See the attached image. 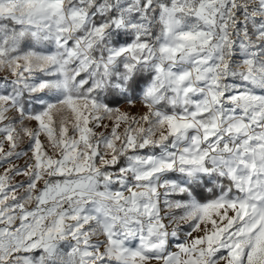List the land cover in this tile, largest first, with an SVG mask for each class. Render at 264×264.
<instances>
[{
    "label": "snow or ice",
    "instance_id": "1",
    "mask_svg": "<svg viewBox=\"0 0 264 264\" xmlns=\"http://www.w3.org/2000/svg\"><path fill=\"white\" fill-rule=\"evenodd\" d=\"M0 264H264V0H0Z\"/></svg>",
    "mask_w": 264,
    "mask_h": 264
}]
</instances>
